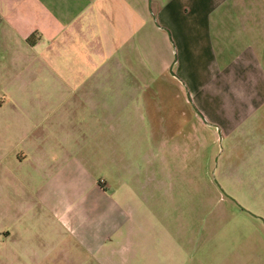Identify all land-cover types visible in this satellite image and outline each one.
<instances>
[{
    "label": "crops",
    "instance_id": "obj_1",
    "mask_svg": "<svg viewBox=\"0 0 264 264\" xmlns=\"http://www.w3.org/2000/svg\"><path fill=\"white\" fill-rule=\"evenodd\" d=\"M149 6L148 0H0V135L24 152L19 162L30 168L15 193L5 190L7 172L0 175V264H149L121 250L115 256L116 248L133 241L111 238L121 236L117 221L107 223L111 211L96 202L71 209L54 190L72 173L73 152L89 155V141L80 145L74 136L91 135L80 121L88 118L84 103L106 107V97L96 98L92 88L107 83L110 58L133 54L134 46L150 54L149 40L136 34L140 22L162 31L163 67L169 68L173 50L176 94L183 92L186 102L185 87L202 115L228 134L240 127L233 133H242L243 144L247 133L254 135L264 104V0H149ZM76 55H83L82 63H73ZM85 69L101 70L103 80H84ZM43 70L50 79L41 78ZM138 77L115 86L154 83ZM119 93L114 102L129 98ZM45 134L61 136L51 145V160L41 151ZM103 186L90 182L96 195ZM209 258L219 264L212 252Z\"/></svg>",
    "mask_w": 264,
    "mask_h": 264
},
{
    "label": "rangeland",
    "instance_id": "obj_2",
    "mask_svg": "<svg viewBox=\"0 0 264 264\" xmlns=\"http://www.w3.org/2000/svg\"><path fill=\"white\" fill-rule=\"evenodd\" d=\"M138 25L136 34L149 40L150 54L141 55L140 47L134 46L133 54L110 58L107 83L92 88L96 98L106 97V107L84 103L88 118L80 121L91 135L74 136L80 145L89 141V155L87 150L74 151L77 162L72 173L57 180L54 190L63 201H69L71 209L83 211L88 203L96 202L111 211L107 223L117 221L121 231L120 237L114 233L111 238L133 241L124 243V248L117 244L116 257L121 250L123 256H135L149 264H210L212 252L219 264H264V104L257 112L261 118V114L254 118L259 120L254 135L246 136L255 145L249 140L243 144L242 133H233L240 127L228 134L225 126L217 124L218 141L215 127L201 120L187 99L185 102L182 91L176 94L177 81L168 64L163 67L162 31L150 21L149 26ZM169 55L170 62L172 49ZM82 62L83 55L74 56V64ZM85 70L82 78L86 81L103 80L105 75L99 69L89 74ZM46 73L41 78L50 79ZM138 73L154 83L146 89L115 86L118 79L130 83L139 78ZM1 91L0 87V96ZM120 91L129 98L114 102ZM2 137L0 175L7 172L5 190L15 193L30 168L19 162L24 152ZM40 138L44 160H51V145L61 136L45 134ZM55 153L60 158L61 152ZM243 156H247L245 163ZM211 170L229 197L220 192ZM92 180L105 183L100 194L90 189ZM10 204L13 209L12 200ZM103 251L110 254L108 247Z\"/></svg>",
    "mask_w": 264,
    "mask_h": 264
},
{
    "label": "water",
    "instance_id": "obj_3",
    "mask_svg": "<svg viewBox=\"0 0 264 264\" xmlns=\"http://www.w3.org/2000/svg\"><path fill=\"white\" fill-rule=\"evenodd\" d=\"M148 9L150 10V6H149V0H148ZM152 18L154 19V16L152 15ZM154 22H155V20H154ZM155 24H156V22H155ZM174 61V57H173V59H172V61H171V63H170V65H169V72H170V74H172L173 76H175L176 77V74L173 72V70H172V68H171V66H172V62ZM184 90H185V93H186V98H187V100H188V102L190 103V105L192 106V108L194 109V111L199 115V117L201 118V120L204 122V123H206V124H208V125H212V126H214L215 127V129H216V132H217V134H218V141L220 140V138H221V134H220V129H219V127L216 125V124H214V123H212V122H209L208 120H206V118L202 115V113L196 108V106L193 104V102H192V100H191V98H190V95H189V93H188V90L184 87ZM215 160V159H214ZM211 176H212V180L214 181V183L216 184V186L218 187V189L220 190V192L221 193H223L224 195H226L227 197H229L227 194H225V192L222 190V188L219 186V184L216 182V179H215V177H214V175H213V170H211ZM233 199V198H232ZM234 200V199H233Z\"/></svg>",
    "mask_w": 264,
    "mask_h": 264
},
{
    "label": "trees",
    "instance_id": "obj_4",
    "mask_svg": "<svg viewBox=\"0 0 264 264\" xmlns=\"http://www.w3.org/2000/svg\"><path fill=\"white\" fill-rule=\"evenodd\" d=\"M30 39V38H29Z\"/></svg>",
    "mask_w": 264,
    "mask_h": 264
}]
</instances>
